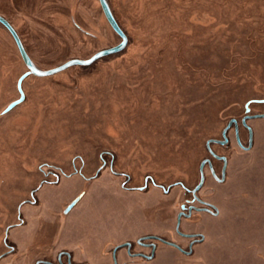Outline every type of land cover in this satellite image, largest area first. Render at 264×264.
<instances>
[{
	"label": "rangeland",
	"instance_id": "1",
	"mask_svg": "<svg viewBox=\"0 0 264 264\" xmlns=\"http://www.w3.org/2000/svg\"><path fill=\"white\" fill-rule=\"evenodd\" d=\"M106 2L126 46L28 74L8 111L28 69L0 24V264H264V0ZM0 16L43 72L122 41L98 0H0ZM201 177L216 215L180 220Z\"/></svg>",
	"mask_w": 264,
	"mask_h": 264
},
{
	"label": "water",
	"instance_id": "2",
	"mask_svg": "<svg viewBox=\"0 0 264 264\" xmlns=\"http://www.w3.org/2000/svg\"><path fill=\"white\" fill-rule=\"evenodd\" d=\"M99 1V4H100V7L102 9V12L104 14V17L106 19V21L108 22V24L110 25V27L113 29V31L115 33H117L120 38H121V42L114 46V47H111L109 49H105V50H101V51H98L97 53H95L92 57H90L89 59H85V60H80V59H72V60H69L65 63H63L62 65L54 68V69H51V70H48V71H40L38 70L32 63L30 57L28 56L26 50L24 49V46L18 36V34L16 33V31L14 30V28L10 25V23L4 19L2 16H0V24H2L6 29L7 31L10 33L16 47H17V50L19 52V55L21 57V59L23 60L26 68L28 69V72L20 79V81L18 82V90L20 91V94H21V97L18 101H15L13 102L12 104H10L7 108V111L10 110L11 108H13L15 105H17L20 101H22L23 99V94L20 90V83L22 81V79L27 76L28 74H33V75H36V76H49V75H53V74H56L58 72H61L69 67H72V66H76V65H79V66H87V65H90L92 64L94 61H96L97 59L101 58V57H104V56H107V55H111V54H114V53H117L119 51H121L125 46H126V37L124 35V33L122 32V30L120 29V27L118 26L116 20L114 19L111 11H110V8L106 2V0H98ZM254 117H264V114L262 115H258V116H254ZM230 125V124H229ZM228 125V126H229ZM228 129V127H226L223 131V135L225 133V131ZM210 141L207 142V146L209 145ZM219 143H222V142H219ZM203 162L201 163L200 165V169L203 167ZM202 181H203V178L201 177L198 185L192 190V193L194 194L195 191H197L200 186L202 185ZM79 199V198H78ZM78 199H76L74 202H72L66 209V212L68 210L71 209V207L78 201ZM180 217V216H179ZM188 236V235H187ZM163 243L167 244V245H170L172 247H178L176 246L175 244H171V243H168V242H164ZM125 245H128V244H124V245H121V246H125ZM154 247V245H153ZM148 259L151 258V257H147Z\"/></svg>",
	"mask_w": 264,
	"mask_h": 264
},
{
	"label": "flooded vegetation",
	"instance_id": "3",
	"mask_svg": "<svg viewBox=\"0 0 264 264\" xmlns=\"http://www.w3.org/2000/svg\"><path fill=\"white\" fill-rule=\"evenodd\" d=\"M247 115H245V118L243 119V121L241 120L240 121V125L243 127V128H245L246 129V131L248 132V128L245 126V123H246V121L248 120V119H250L251 118V116L249 115V112L248 113H246ZM237 123V122H236ZM231 127H234V124H231L230 125V128ZM235 129H236V127H235ZM228 130L229 129H227L226 131H225V133H224V135H223V131H224V129H223V131H222V140L221 141H219V142H222V143H219V142H217L218 144H221V145H225L226 143H227V139H226V133L228 132ZM237 130H238V126H237ZM238 135V134H237ZM238 137H237V141H238ZM238 143V142H237ZM210 144V143H209ZM239 144V143H238ZM241 149H243V150H246V148L245 147H243L242 145L240 146V145H238ZM208 152H209V154H210V156L213 158V159H215V160H218V161H221L222 162V172H221V175H222V177L224 176V169H225V167H226V163H227V161H226V157H224V156H219V155H217V154H215L214 152H213V150H211V149H208ZM203 167L205 166V165H207L208 167H209V169L211 170V172L213 173L212 175H213V177H214V179H216L218 182H221L222 183V180L219 178V177H217V175L215 174V171H214V168H213V164L211 163V161H210V159H205L204 161H203ZM202 167V168H203ZM204 181H205V179H203V181H202V185L204 184ZM202 185L200 186V188L202 187ZM199 188V189H200ZM199 189L197 190V191H195V193L193 194L192 193V190H190L188 193L190 194V196H191V201H193V202H200L201 203V205H202V208H198V207H195L194 205H190L189 203L188 204H186V205H183L182 207H181V212H180V220H181V218L183 217V216H186L187 218H190L191 217V213H193V212H205V213H209V214H211V215H216V212H214V209H213V207L210 205V204H208V203H206V202H203V201H200V199L198 198V196H197V193H198V191H199ZM185 210L188 212L189 211V215H186V214H184L185 213ZM189 236V235H188ZM195 236L196 237H198V235L197 234H194V235H190V239H191V241H194V238H195ZM184 237H186V236H184ZM156 241H158V242H161V243H163V241L164 240H162V239H160V238H156V237H151V236H149V237H143V238H140L139 239V242H138V244L139 245H141V246H143L144 248H148L149 249V253H152V252H154L155 250H156V245H155V243L154 242H156ZM165 242V241H164ZM165 244V243H164ZM153 245H154V247H153ZM167 245V244H166ZM192 245H193V243H189V246H190V248H192ZM168 246H170V245H168ZM177 246V245H176ZM122 247H124L126 250H127V252H128V254L131 256V257H133V258H137V257H142V258H144V259H146L147 261H150V260H152V258H147V257H150V256H148V255H143L142 253L141 254H139V253H137V252H133V246H132V244L131 243H129L128 245H125V246H122ZM170 247H172V246H170ZM173 248H176V249H178V250H181V248L178 246V247H173ZM118 250V249H117ZM117 250H115L114 252H116ZM66 256V258L68 259V260H66L65 261V263H62L60 260H59V264H72L71 263V261H70V255H67V254H61L60 256ZM59 256V257H60ZM50 264V263H49ZM82 264H88V263H82ZM114 264H119L118 263V261L115 259V262H114Z\"/></svg>",
	"mask_w": 264,
	"mask_h": 264
},
{
	"label": "bare ground",
	"instance_id": "4",
	"mask_svg": "<svg viewBox=\"0 0 264 264\" xmlns=\"http://www.w3.org/2000/svg\"><path fill=\"white\" fill-rule=\"evenodd\" d=\"M87 244L85 243V246H86Z\"/></svg>",
	"mask_w": 264,
	"mask_h": 264
},
{
	"label": "crops",
	"instance_id": "5",
	"mask_svg": "<svg viewBox=\"0 0 264 264\" xmlns=\"http://www.w3.org/2000/svg\"><path fill=\"white\" fill-rule=\"evenodd\" d=\"M150 264V263H149Z\"/></svg>",
	"mask_w": 264,
	"mask_h": 264
}]
</instances>
